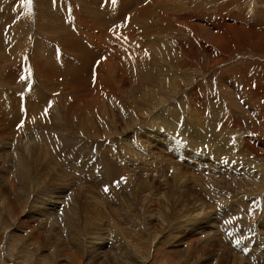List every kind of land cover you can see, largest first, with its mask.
<instances>
[{"label":"rangeland","instance_id":"rangeland-1","mask_svg":"<svg viewBox=\"0 0 264 264\" xmlns=\"http://www.w3.org/2000/svg\"><path fill=\"white\" fill-rule=\"evenodd\" d=\"M0 99V264H264V0H0Z\"/></svg>","mask_w":264,"mask_h":264},{"label":"bare ground","instance_id":"bare-ground-1","mask_svg":"<svg viewBox=\"0 0 264 264\" xmlns=\"http://www.w3.org/2000/svg\"><path fill=\"white\" fill-rule=\"evenodd\" d=\"M89 11H90V10H89ZM90 15H91V14H90ZM15 17H16V16H15ZM7 23H8V22H7ZM60 23H61V22H60ZM41 32H42V31H41ZM42 33H43V32H42ZM74 34H75V33H74ZM72 36H73V35H72ZM74 37H75V36H74ZM43 38H44V37H43ZM80 38H81V37H80ZM40 39H41V38H40ZM46 40H47V39H46ZM41 44H42V43H41ZM45 44H46V46H45ZM45 44H44V46H43L44 48L48 46L47 43H45ZM78 44H79V45H78ZM78 44H77V45L80 46V43H78ZM19 46H20V45H19ZM75 47H76V46H75ZM41 48H42V47H41ZM79 48H80V47H78V49H79ZM67 50H68V49H67ZM34 51H35V50H34ZM37 51H38V50H37ZM38 52H39V51H38ZM15 53H16V52H15ZM41 54H42V53H41ZM41 54H40V55H41ZM47 54H48V53H47ZM50 54H51V52H50ZM50 54H49V55H46V56H47V57H48V56H51ZM67 54H68V53H67ZM69 54H71V53H69ZM40 55H39V56H40ZM54 55H55V54H54ZM58 55H59V54H58ZM72 56H74V55H72ZM2 57H3V56H2ZM36 57H38V56H36ZM61 57H62V56H61ZM61 57L59 56L60 59H61ZM32 58H35V57H32ZM57 58H58V57L56 56V60H57ZM39 59H40V58H39ZM49 59H50V57H49ZM63 60H64V57H62V60H59V61H62V62H63ZM50 61L53 62L52 59H51ZM59 61H58V62H59ZM53 63H54V62H53ZM34 64H35V63H34ZM59 64H60V63H59ZM61 64H62V63H61ZM141 66H142V65H141ZM147 66H148V65H147ZM51 67H52V66H51ZM145 67H146V66H145ZM87 68H88V67H87ZM146 68H147V67H146ZM12 69H13V68H12ZM51 69H52V68H51ZM142 69H143V68H142ZM88 70H89V69H88ZM48 71H49V69H48ZM61 71H62V70H61ZM61 71H60V72H61ZM145 71H146V70H145ZM45 72H46V71H44V73H45ZM60 72H59V73H60ZM50 73H51V71H50ZM10 74H11V72H10ZM63 74H64V73H63ZM63 74H62V75H63ZM11 75H12V74H11ZM45 75L48 76V73H45ZM50 75H52V74H50ZM50 75H49V76H50ZM54 75H56V76H62V75H60V74H54ZM17 76H18V75H17ZM12 78H13V77H12ZM46 78H47V77H46ZM50 78H51V77H50ZM47 79H48V78H47ZM122 80H123V79H122ZM16 81H17V80H16ZM89 82H90V81H89ZM35 87H36V86H35ZM63 88H64V87H63ZM2 95H3V94H2ZM4 96H5V95H4ZM11 96H12V95H11ZM3 98H4V97H3ZM5 98H6V97H5ZM0 100H1V99H0ZM8 100H9V99H8ZM1 101H3V100H1ZM12 101H13V100H12ZM3 102H4V101H3ZM10 102H11V100H10ZM4 103H5V102H4ZM13 103H14V102H13ZM31 103H32V102H31ZM2 104H3V103H2ZM23 104H24V103H23ZM26 104H27V103H26ZM6 105H7V104H6ZM11 105H12V103L10 104V106H11ZM3 107H4V106H3ZM7 107H8V105H7ZM12 107H13V106H12ZM2 112H3V111H2ZM2 112H1V113H2ZM8 113H9V112H8ZM3 114H4V113H2V115H3ZM5 115H6V114H5ZM8 115H9V114H8ZM6 116H7V115H6ZM11 116H12V115H11ZM3 117H4V116H3ZM7 117L9 118L10 115L7 116ZM175 117H176V116H175ZM10 118H11V117H10ZM5 119H6V117H5ZM107 122H108V121H107ZM176 139H177V138H176ZM19 152H20V151H19ZM22 155H23V154H22ZM20 156H21V155H20ZM19 158H20V157H18V159H19ZM21 161H22V157H21ZM120 170H121V169H120ZM196 213H198V212H196ZM211 240H212V239H211ZM252 248H253V247H252ZM254 251H255V250H254Z\"/></svg>","mask_w":264,"mask_h":264},{"label":"snow or ice","instance_id":"snow-or-ice-1","mask_svg":"<svg viewBox=\"0 0 264 264\" xmlns=\"http://www.w3.org/2000/svg\"><path fill=\"white\" fill-rule=\"evenodd\" d=\"M26 2L28 4H31L32 3V0H26ZM112 3L115 4L116 3V0H112ZM45 111H47V110H45ZM105 190L107 191V189H105Z\"/></svg>","mask_w":264,"mask_h":264}]
</instances>
